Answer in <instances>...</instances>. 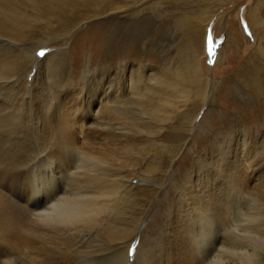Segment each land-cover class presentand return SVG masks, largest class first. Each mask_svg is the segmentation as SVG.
<instances>
[{"label": "bare ground", "instance_id": "6f19581e", "mask_svg": "<svg viewBox=\"0 0 264 264\" xmlns=\"http://www.w3.org/2000/svg\"><path fill=\"white\" fill-rule=\"evenodd\" d=\"M23 1L32 7L43 8L50 15L48 19L51 22L61 19V26L67 31L73 29L83 19L91 21L99 18L96 25L107 26L108 23L115 22L124 27L125 33H130L134 17L142 13L149 2V0ZM24 2L22 3L25 4ZM136 3L137 11L134 9ZM257 4L247 11L246 21L251 28L250 37L253 38L254 35L256 50L260 51L264 48V19L260 8L262 3ZM14 5L10 4V0H0V28L3 31H9L22 17ZM61 11L64 15L67 13V16L60 15ZM182 16L177 17L176 25L185 27L187 38L184 48L182 46L181 56L178 55L181 57L180 65L173 67L170 65L153 77L146 74V71L134 75L130 62H125L126 58L120 61L121 64L115 68L113 76L108 66L101 67L97 63L95 70L90 69L87 64L83 68L82 77L75 85H72L71 77H74L72 71L64 86H57L55 90V86L53 87V95L30 91L29 102L26 104L28 110L32 112V106H43L46 111L40 114L37 120L27 117L26 127L25 124L23 127L18 126L19 122L23 121L17 112L23 101H15L10 94L15 91L19 77L17 72L20 69L25 70L27 65L0 56V67L7 65L8 68L9 65L11 71L10 75L0 72V264H15L16 250L24 248L27 255L23 256L29 260V264H81L83 253L90 245L87 241L90 235L88 228L92 229L89 225L95 224V221L101 224H99L101 229L97 228L102 231L109 243L105 264H127L129 249L127 246L133 235H136L133 223L139 214L141 203L147 200L148 195L133 191L134 185L130 179L146 182L151 177L164 178L163 167L166 165L161 159H168L171 162L178 148L154 140H147L138 145L129 144L128 135L122 138L121 134L124 132L121 130L127 126H134L133 128L138 129L137 133L147 137L159 134L163 124L170 120L185 102V96H188L190 89L187 85L196 83L197 87L201 86L197 59L200 53H203L204 32L209 17H201L202 19H197V22H190V19ZM73 38H77L76 43L81 40L79 43L86 49L84 41L87 43V39L81 34L78 35V32ZM224 40V45L228 50L231 49L233 43L228 33ZM39 47L33 49V54ZM63 52L45 55L40 60L35 56L27 58L28 72L35 60L42 62L37 67L38 74H35L33 81L36 82L37 75H45L52 67L60 65L59 55L68 57L69 66H75L69 51ZM121 52H117L118 57ZM25 53H21L20 61L26 59ZM95 53L98 56V52ZM91 60L90 58L88 62ZM43 69L48 70L44 72ZM87 78L89 84L85 81ZM2 89L10 93L3 94ZM7 97L10 100L12 98V103L7 101ZM82 108L88 113L86 118L80 113ZM39 109L41 110L40 107ZM48 112L54 115L48 116ZM76 116L80 118L77 121L74 119ZM242 134V130L234 134L235 144H238ZM259 137L260 135L256 138ZM248 139V145L264 143L262 139ZM228 147V143L224 144L223 154L216 158L213 156L202 159L201 156H196L197 158L192 159L189 164L179 165L177 170H172L173 183L166 194L168 196L172 191L175 193L170 201H165L161 214L163 220H160L159 228L152 231L149 236L151 242L143 246L142 264H159L160 258H163L165 264H230L229 261L232 259L231 256L228 257L230 251L235 252L236 257L239 254V258L234 256L238 264H264V249L258 251L259 248H255L258 242L252 243L259 240L264 244L262 218L264 158L259 155L261 158L257 156L258 158H253L250 163V156L248 162L246 161L248 164L244 161L245 167L242 172L237 173L234 185H237L236 188L239 187L237 189L243 192V195L245 193L249 195L245 197H250L256 208L252 207L251 211L246 209L239 211L236 207L239 213L234 208L239 215L234 217L233 222L228 218L231 222L228 225L226 218L229 215L225 205L228 185H225L224 172L226 161L231 159H227L230 148ZM260 147L262 148L261 145ZM134 149L139 150L138 156H134V153L131 155ZM219 156L222 158H218ZM259 158L262 160L260 169L259 167L254 169V160L258 161ZM149 160H157L155 161L157 164L153 165ZM237 166L233 165L234 168ZM239 167L241 169V166ZM183 168L186 170L180 171ZM230 168L225 171L233 169ZM30 173L33 179L31 185H27L31 192L38 196L33 208L25 207L18 198L9 197L5 193L7 189H4L8 187L11 194L17 195L18 186L13 181L20 185L21 178ZM9 178L12 182L8 180ZM233 186L228 188L231 190ZM22 194L20 190V195ZM245 200L246 203L240 202L241 206L247 204L248 200ZM27 203L30 205L33 200L27 199ZM231 206L235 207L233 204ZM229 231L230 238L236 240L245 238V241L251 240V244L244 245L242 242L229 240ZM157 239L162 244L161 248ZM140 247L142 248L141 244ZM157 247L164 251L163 257L158 255L159 259L157 254L160 251ZM156 249L158 253L155 252ZM232 253L230 254L233 255ZM137 257L135 253L132 263ZM117 259H120V262Z\"/></svg>", "mask_w": 264, "mask_h": 264}, {"label": "rangeland", "instance_id": "374dc122", "mask_svg": "<svg viewBox=\"0 0 264 264\" xmlns=\"http://www.w3.org/2000/svg\"><path fill=\"white\" fill-rule=\"evenodd\" d=\"M22 2L24 1L10 0V4L13 6L14 3L15 8L17 7L18 9H16L20 11L22 15L18 23L14 24L9 31H3V29L0 28V56L3 55L4 57H8V59L11 58L15 62H23L24 65H27L25 70L21 71L20 69V71L17 72L19 77L16 81L15 91L13 94H10V96L15 98V101H23L20 108L18 107L19 111H17L23 118H21L23 121L19 122L18 125L21 127L27 123V117L37 120L38 116L46 111L43 106H39L41 110L38 106H32V112L28 110L29 108L26 104L29 102L30 91L39 94L44 93L43 95H53V87L55 86V90L57 86H64L67 83V79L71 77L68 76L72 71H74V77H71L73 81L72 85H75L82 77L83 68L87 64H89L90 69L97 68V63L101 65V67L103 65L108 66L113 76L115 68L121 64L120 61L126 58L125 62H130L132 71L135 73L134 75L142 74V71H146V74L153 77L157 73L160 74V71H163L170 65H172V67L180 65L181 57L179 56H181V52L186 44L187 35L185 27H178L176 25L177 17L183 15L182 17L185 16L186 19H190V22H197V19H202L201 17H209L207 29L204 32L203 53H200L197 59L201 86L197 87L196 83L187 85V88L189 86L190 89L187 94L188 96H185V102L180 105L179 109L174 113V116L170 117V120L163 124L159 134L147 137L146 135L137 133L138 129L133 128L134 126H127L121 130L124 132V134H121L122 138L128 135L127 139L129 140V144L138 145L145 143L147 140H154L178 148L175 158L172 159L171 162L168 161V159H161L164 165H166L163 167L164 178L157 179L151 177L146 182L145 180L138 181L134 178L130 179L131 183L134 185L133 191L135 190L137 194L142 192V194L147 193L148 195L147 200L141 203L138 210L139 214L136 216L137 220L135 219L133 223L134 231H136L134 234L136 235H133L134 238L132 237V239H130V243L127 246L129 248L127 249V264H142L141 257L144 252V247L151 242L149 236H151L152 231L159 228L160 220H163L161 214L165 201H170L175 193L171 190L172 194L169 193L168 196L166 194L173 183L172 170H177L179 165L185 166L189 164L192 159L197 158L196 156H201L202 159H209L213 156L216 158L218 155H221L224 144H229L230 148L228 147L227 159H231H226L225 170L231 166L233 169L230 168L231 171L224 170L226 177V184H224L228 185L227 187L224 185V188L226 187L227 189L224 190L228 193L225 194V205L228 210L227 214L229 215H227L228 217L226 218V223L228 225L231 223L230 221L233 222L235 216L237 217L239 215V211H244L245 209L251 211L252 207H254L253 209L256 208V204L249 199L250 197H245V195H249L246 193L243 195V192L241 193L239 189H237L239 187L236 188L237 185L235 186L234 184H236L237 173L242 172L245 167L244 163L246 161L248 162L250 156L252 158H250V163L253 161V158L257 159L261 155V157L264 158V151H262L264 150V143L263 145L257 143L248 145V138L264 140V48L260 50L261 52L256 50V45L253 41L254 35L253 38L250 37L251 28L247 25L246 21V14L249 8L255 6L257 3L261 5L260 2L262 3L260 7L262 18L264 19V0H149L143 12L137 15L135 14V21L130 27V33H125L124 27L122 28L121 25H117L115 22H110L107 26L102 24L96 25L99 18L91 21L83 19L82 22L78 23L73 29L67 31L61 26V19L51 22L48 19L50 15L43 10V8L36 6L32 7L30 4L26 2L23 4ZM137 5V3L134 5L135 11H137L135 8L138 7ZM60 15H64L63 11H61ZM64 16H67V13ZM105 19L108 18H102V20ZM226 30H229V32ZM77 32L78 35L81 34L83 38L87 39V43L84 41L86 49L79 43L81 40L78 43L75 42L77 38H73V36ZM227 33L228 36L232 38L231 43H233L229 50L226 45H224V38ZM110 38L112 39L110 40ZM37 46L40 47L36 49L35 54H33V49ZM83 50L86 51L83 52ZM63 51H69L68 53L72 55L75 66H69L70 59H68V57L66 58V56L59 55L61 60L59 61L60 65L57 64V67H52L50 70L43 69L44 72L47 70L49 72L47 71L45 75H37L36 82L33 81L35 74H38L37 67L42 64V62L35 60L30 72H28L29 62L27 58H33V56H35L40 60L45 55L51 53L60 54L64 53ZM119 51H122V54L118 57L117 52ZM22 52H27L25 53V61H20ZM39 52H44V55H37ZM95 52H98V56ZM99 52L102 54L100 55ZM90 58L92 60L89 63L88 60ZM16 67L18 68V65ZM9 68V65L8 68L7 65L3 68L0 67V72L10 75L11 71ZM87 79H85V81L89 84V78ZM34 83L36 85H34ZM2 93L10 92L2 89ZM8 98L9 97H7V99ZM11 100L8 99L7 101L12 103ZM80 113H82L84 117L88 115L87 111L83 108L80 110ZM48 114V116L54 115L52 112H48ZM74 119L77 121L80 118L76 116ZM24 127H26V124ZM240 130H242L243 134L239 142H237L238 144H235L236 140L234 134ZM258 135H260V137L256 138ZM256 144L259 146L257 147ZM243 149L244 152L246 151L245 153ZM138 152V149H134L131 155L134 153V156H138ZM241 155L243 156L241 157ZM222 156L218 158H222ZM260 158L258 161L256 160L258 163L254 160L256 163L253 164L254 169H257L259 165L262 164ZM155 161L149 160L153 165L157 164ZM230 161L232 163H230ZM238 162L240 164H238ZM247 162L245 164H248ZM233 165L234 167L239 165L241 169L239 166L234 168ZM258 169H260V167ZM24 170L25 168L23 171ZM185 170L186 169L183 168L180 171L184 172ZM27 174L21 178L20 185L13 181V183L18 186L17 195L11 194L8 187H4V189L8 190H6L5 193H7L9 197H14V199L18 198L22 205L27 208H33V204L38 196L29 189L28 185H31L33 177L31 173L29 175ZM8 180L12 182L10 178ZM228 181L229 184H227ZM230 186L231 188L233 186V189L230 190V188H228ZM20 190L23 193L22 195H20ZM239 193L240 195H238ZM236 194L237 196L235 197L234 195ZM242 197L247 199H242ZM30 198L33 200V203L28 205L27 199ZM244 200H248V202L245 205L243 204L244 206H241L242 203H246ZM231 201L235 207L231 206ZM227 202L229 203L227 204ZM237 202L239 203L237 204ZM240 206L242 207L241 209H244L241 210ZM236 207L239 208V211ZM234 208H236L238 213L234 211ZM262 218L264 219V216ZM91 224L92 225H89V227H92V229L88 228L90 230V235L89 237L87 236L88 245H90L88 246V250L83 253L81 259L83 262H81V264H105V257L109 252V243L100 230L101 224L98 222L96 223V221L95 224ZM230 232L231 231L228 232L229 240L233 242H242L244 245L251 244V240L248 241V239H246L245 241V238H243L244 240L230 238ZM256 242H258V246ZM259 242L261 241H252V243L256 244L255 248H259L258 251H263L264 244ZM158 245L154 246L161 248L162 244H160V241H158ZM158 247L157 249L160 251ZM157 249L155 250L156 253H158ZM16 251L15 264L19 263V261V264H29V260L23 256L27 255L25 248L24 250L20 249V252L18 250ZM133 253L134 255L136 253L138 256L134 263H132L134 260ZM163 253L164 251H160V253L157 254V259L160 257L158 255L163 257ZM230 253H232V251L228 254V257H232L229 263L232 264L235 262L238 264V260L236 259L237 262L235 261L236 253H232L233 255ZM21 255L23 256L22 259H20L22 257ZM237 255L239 256V254ZM238 256L236 258H239ZM117 260L120 262V259ZM162 260L163 258H160L158 261L159 264H165L164 260Z\"/></svg>", "mask_w": 264, "mask_h": 264}, {"label": "snow or ice", "instance_id": "6c2138e0", "mask_svg": "<svg viewBox=\"0 0 264 264\" xmlns=\"http://www.w3.org/2000/svg\"><path fill=\"white\" fill-rule=\"evenodd\" d=\"M37 55L43 56L44 55V52H39V53H37Z\"/></svg>", "mask_w": 264, "mask_h": 264}]
</instances>
